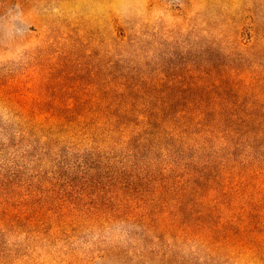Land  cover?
Returning a JSON list of instances; mask_svg holds the SVG:
<instances>
[{"label": "rangeland", "instance_id": "obj_1", "mask_svg": "<svg viewBox=\"0 0 264 264\" xmlns=\"http://www.w3.org/2000/svg\"><path fill=\"white\" fill-rule=\"evenodd\" d=\"M0 264H264V0H0Z\"/></svg>", "mask_w": 264, "mask_h": 264}]
</instances>
